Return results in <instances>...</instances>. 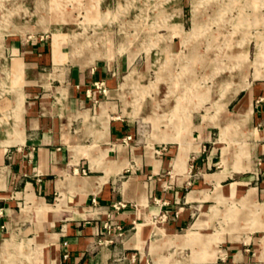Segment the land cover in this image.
I'll use <instances>...</instances> for the list:
<instances>
[{
    "label": "rangeland",
    "instance_id": "obj_1",
    "mask_svg": "<svg viewBox=\"0 0 264 264\" xmlns=\"http://www.w3.org/2000/svg\"><path fill=\"white\" fill-rule=\"evenodd\" d=\"M13 38L23 40V44L42 42L48 51L47 61L39 64L43 72L57 69L64 73L68 68L88 69L98 63L108 66L112 79L110 99L117 108L112 115L132 127L125 140L147 145L155 156L171 148L165 155L168 158L174 156L179 143V154L173 160L176 170L186 172L193 140L200 139L201 150L209 155L201 172L234 169L228 179L249 174L252 181L264 174V148L258 138H248L252 130L246 128L251 107L246 112H234L237 97L254 86L260 87L259 102L264 101V0H0V104L13 98L9 108L0 106V115L12 119L10 133L14 127H25L24 97L39 99L43 92L49 97L58 94L43 84L20 85L28 65L12 59L18 55L8 56L7 42ZM56 40L64 49L58 57L54 51ZM50 47L57 64L50 61ZM127 58L130 64H126ZM95 86L107 88L101 80ZM105 103L103 115L99 109L96 115L81 111L84 125L99 124L100 138L108 134L109 111L115 109L113 104ZM80 125L81 119L76 117L71 129ZM86 140L90 143L92 139ZM92 148L86 149L87 154ZM98 155L97 165L107 170L101 176L104 181L114 165L105 150ZM193 155L194 152L188 161L191 175L198 173L190 165ZM170 174V169H165L157 175L165 179ZM226 175L211 172L207 177L218 181ZM199 176L201 173L191 178ZM211 196L223 203L214 212L212 229L221 227L203 235L204 248L195 256L213 255L218 244L230 235L231 239L248 240L249 231L261 228L258 225L263 223L264 204L254 199V189L238 199L229 198L218 184ZM27 198L33 204L25 206V198L16 197L15 207L24 215H30L34 208L39 216L44 210L56 208L55 204L45 207L37 203L29 194ZM201 211L200 206H192L189 222ZM179 212L176 207L171 217H177ZM161 228L156 231L162 237L152 241L157 250L162 242L166 247L185 248L174 245L169 236L163 238L165 230ZM29 236L35 235L18 228L13 236L0 238V264H45L41 256L53 239H25ZM189 253L190 249L185 248L181 254Z\"/></svg>",
    "mask_w": 264,
    "mask_h": 264
},
{
    "label": "crops",
    "instance_id": "obj_2",
    "mask_svg": "<svg viewBox=\"0 0 264 264\" xmlns=\"http://www.w3.org/2000/svg\"><path fill=\"white\" fill-rule=\"evenodd\" d=\"M7 43L8 56L18 55L12 59L28 65L25 80L20 85L24 82L43 84L57 90L58 94L49 97L43 92L39 99L23 96L26 110L25 127L18 128L21 132L14 127L10 133L12 119L0 115V123L5 122L0 124V238L13 236L18 228L23 233H34L35 236L25 239L34 237L35 241L44 242L51 237V246L41 256L45 264H264V217L263 223L258 225L261 228L249 231L248 240L231 239L230 235L218 244L213 255L195 256L196 251L204 248L203 235L221 227L212 229L214 212L223 204L211 196L217 185L226 196L237 199L254 189V199L264 204V174L252 181L249 174L228 179L234 169L201 172L209 162V155L201 150L200 139L193 140L186 172L176 170L173 160L179 154V143L174 156L168 158L165 155L171 148L155 156L150 154L147 145L125 140L132 127L112 115L117 108L110 99L112 79L108 76V66L98 63L88 69L68 68L64 73L57 69L43 72L39 64L47 61L48 51L40 40L23 44V40L13 38ZM49 57L57 64L52 59L51 47ZM126 61L130 64L128 58ZM55 80L58 84L52 85ZM98 80L107 88L95 86ZM259 90L260 87L254 86L239 95L234 112H246L251 107L246 128L252 130V134L248 138H258L264 148V101L259 102L262 99L257 97ZM102 102L113 104L115 109L109 111L108 134L100 138L99 124L84 125L81 111L89 110L96 115L99 109V114L103 115L106 110L101 109ZM12 104L11 96L0 106L9 108ZM80 107L83 109H78ZM76 117H80L81 125L72 130ZM87 138L92 139L90 143ZM91 147V154H87L86 149ZM103 150L114 165L104 181L101 176L106 175L107 170L97 165L98 154ZM192 152L190 165L201 173L198 178H191L198 173L191 175L188 167ZM165 169H170L171 174L164 179L157 174ZM211 172L227 175L217 181L208 179ZM28 194L37 203L45 207L55 204L56 208L44 210L41 216L34 208L35 214L32 215V210L30 215H24L22 209L18 211L15 207L16 197H24L27 206L33 204ZM120 202L122 205L115 208L114 204ZM194 205L200 206L202 211L189 222ZM176 207L180 212L177 217H171ZM167 215L168 219L158 220ZM105 221L110 228L104 226ZM117 225L124 230L123 236L118 234ZM158 227L165 230L163 238L171 237L174 245H183L190 253L181 254L185 248L166 247L165 242L157 250L152 241L162 237L156 231Z\"/></svg>",
    "mask_w": 264,
    "mask_h": 264
},
{
    "label": "bare ground",
    "instance_id": "obj_3",
    "mask_svg": "<svg viewBox=\"0 0 264 264\" xmlns=\"http://www.w3.org/2000/svg\"><path fill=\"white\" fill-rule=\"evenodd\" d=\"M54 46H55V55H56V57H58V56H60L61 54H62V52H63V47H62V45H60L59 43H58V41L56 40L55 41V44H54ZM194 52H196V51H194ZM193 53V52H192ZM100 107H101V109H103V111L104 110H106L107 109V105H106V103L105 102H102L101 103V105H100ZM19 131V130H18ZM20 132V131H19Z\"/></svg>",
    "mask_w": 264,
    "mask_h": 264
},
{
    "label": "built area",
    "instance_id": "obj_4",
    "mask_svg": "<svg viewBox=\"0 0 264 264\" xmlns=\"http://www.w3.org/2000/svg\"><path fill=\"white\" fill-rule=\"evenodd\" d=\"M93 201L95 202V198H93ZM120 205H122L121 202H120V203H116V204H114V207H115V208H119ZM104 226H105L106 228H110V224H109V222H108V221H105V222H104ZM117 227L119 228V229H118V230H119L118 234H119L120 236H123V235H124V230L121 228L120 225H117Z\"/></svg>",
    "mask_w": 264,
    "mask_h": 264
}]
</instances>
